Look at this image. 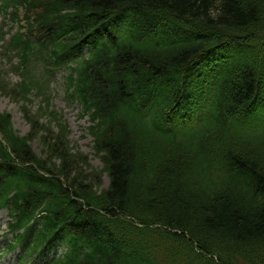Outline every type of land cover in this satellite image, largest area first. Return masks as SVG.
Returning a JSON list of instances; mask_svg holds the SVG:
<instances>
[{"label": "trees", "instance_id": "1", "mask_svg": "<svg viewBox=\"0 0 264 264\" xmlns=\"http://www.w3.org/2000/svg\"><path fill=\"white\" fill-rule=\"evenodd\" d=\"M0 12L15 22L0 41L21 80L0 74V94L29 127L19 138L0 114L8 251L21 246L23 263L58 248L49 264H264V0H0ZM40 63L68 73L101 169L51 111ZM31 92L45 110L28 109Z\"/></svg>", "mask_w": 264, "mask_h": 264}, {"label": "rangeland", "instance_id": "2", "mask_svg": "<svg viewBox=\"0 0 264 264\" xmlns=\"http://www.w3.org/2000/svg\"><path fill=\"white\" fill-rule=\"evenodd\" d=\"M1 22V17H0ZM10 64L5 60L0 62V72H6V78L9 83L15 84L18 79L14 75H9L8 70L10 69ZM62 73L58 74V78L61 80ZM64 88L61 84V81L58 82L57 85H54L52 92V101L51 105L53 109L65 120L66 124L69 128L70 141L72 146L80 151L82 154L88 157L90 165L95 169H101L102 164L97 157L94 156L93 152V144L91 137L86 134V128L88 126L87 118L81 116L80 109L73 104H70L65 99ZM40 101L35 97H31L29 102V109L32 112H35L39 108ZM0 113H6L9 115L11 119V124L13 130L20 137H25L28 134L29 127L23 120V117L20 113L19 105L11 102L8 98L3 97L0 94ZM32 150L38 156L41 155V147L39 146L37 141L32 142ZM108 179L106 177L103 178V188H107ZM6 218L5 212L0 213V256L3 250V241L1 235L5 231L6 228ZM10 263L8 262V257L0 261V264H14V260L11 256Z\"/></svg>", "mask_w": 264, "mask_h": 264}]
</instances>
